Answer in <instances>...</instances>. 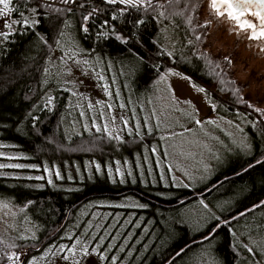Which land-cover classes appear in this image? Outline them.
Masks as SVG:
<instances>
[{
    "label": "trees",
    "instance_id": "16d2710c",
    "mask_svg": "<svg viewBox=\"0 0 264 264\" xmlns=\"http://www.w3.org/2000/svg\"><path fill=\"white\" fill-rule=\"evenodd\" d=\"M205 1L181 0L180 4H169L168 0H154L157 2L155 10L146 7L137 10L119 3L110 4L106 0H74L68 4L61 0H12L13 30L0 42V201L14 208L16 228L27 225L33 234L19 236L15 232L10 244L0 241V264H30L47 249L63 247L66 250L76 240L89 243V249L94 248L96 240L90 241L79 235L83 227H88L87 222L92 217L94 224L96 217L104 214H93L103 209L99 204L107 205L113 199L132 197L147 206L149 213L145 214L144 221L153 217L156 226V207L162 209V214L176 211L210 195L224 183L248 189L241 202L252 199L251 202H240L239 208L213 220L197 234H188L187 229L177 227L175 232L171 229L166 235L168 229H162V240L152 244L149 251L142 250L141 244L145 241L136 246L132 245L133 241L128 242L119 257L120 260L124 258L133 247L126 264H175L197 246L212 242L219 262L241 264L238 253L244 251V246L237 242V236L229 226L264 209V205L220 226L209 240L198 241L219 223L264 199L262 129L250 132L253 154L242 156L241 166L235 164L236 169H228L223 176L218 175L197 189L171 186L166 189L164 185L152 184L154 181L149 177L142 178L139 175L142 170L136 167L137 157L134 158L137 152L141 155L144 147L149 151L147 147L153 141L154 132H145L142 127L139 131L128 127L119 136L92 127L89 131L84 130L88 126L82 128L83 125H79L85 115L78 116L70 110V92L61 85L53 70L58 57L85 61L92 73L105 81L106 85L100 89L114 91L116 101L120 100L116 97L118 91L127 97L133 94L127 92L150 89L166 68L174 66L170 54L161 45V26L165 24L168 29L178 30L184 38L192 33L201 34L206 27L201 26L205 23L199 24V12ZM159 3L165 4V8H160ZM162 11L169 15L161 16ZM173 11L184 12V15H170ZM86 16L87 20L84 19ZM125 64L129 66V73L124 72ZM190 71L207 92L210 86L213 87L214 91L210 92L213 97L220 98L219 93L227 91L230 100L225 104L230 110L246 113L243 110L245 103L238 97L240 89L231 88L232 79L218 72L213 61L199 60ZM130 83L132 89L127 88ZM50 97L52 107L46 109L44 105ZM131 104L124 99L125 107L120 101L118 107L131 113ZM107 108L117 110L111 104ZM132 118V114L128 115V124H133ZM81 130L83 132H78ZM249 165L253 166L249 168ZM130 166L133 170L129 169ZM166 180L169 182L168 178ZM159 187L170 192L159 193ZM228 194L231 191L225 192ZM85 208H88L86 212ZM262 217L264 227V215ZM141 229L138 228L133 236L137 237ZM130 230L128 226L106 253V262L116 255ZM234 230L238 233L237 229ZM107 243L108 240L99 254L102 249H107ZM256 250L246 251L252 260L249 253H256ZM140 253L141 257L138 256ZM9 256L13 259L9 260ZM259 259L260 264H264Z\"/></svg>",
    "mask_w": 264,
    "mask_h": 264
},
{
    "label": "rangeland",
    "instance_id": "374dc122",
    "mask_svg": "<svg viewBox=\"0 0 264 264\" xmlns=\"http://www.w3.org/2000/svg\"><path fill=\"white\" fill-rule=\"evenodd\" d=\"M208 4L209 0H206L199 12V24L207 22L201 34L192 33L190 37L184 38L178 30L168 29L165 24L161 26V45L170 54L174 66L166 68L150 89L127 92L133 93L127 97L124 92L118 91L116 97L120 99L122 107H125L124 99L132 103L131 113L118 107L119 101L114 99V91L100 89L106 83L92 73L89 63L80 59L68 61L65 57H58L53 65L59 82L70 92V110L78 116L85 115L83 123L79 125H83L82 128L88 126L84 130L89 131L92 127L94 130L112 131L119 136L128 127L138 131L142 127L145 132H154L153 141L147 147L149 151L144 147L141 155L137 152L134 158L137 157L136 167L142 170L139 173L142 178L149 177L150 181H154L152 184L164 185L166 189L170 186L194 189L203 187L218 175L223 176L228 169H236L235 164L241 166L242 156L250 157L253 154L252 143L249 142L245 126L241 123L246 119L236 116L235 113H239V110H230L225 104L230 97L227 91L220 92V98H215L210 94L214 91L212 86L207 92V88L193 77L190 70L195 68V63L199 60L213 61L218 72H223L225 78L232 79L231 88L240 89L238 97L245 103L243 110L246 113H242L247 114L264 131V51L261 50L264 48V39L249 40L250 30L241 31L226 20L222 21V18L210 15ZM9 7L11 8L10 5ZM13 23L12 11L6 16H0V33H10ZM6 24L11 27H6ZM199 35L201 41L196 39ZM4 39L0 35V42ZM127 65H124V72L129 73ZM127 88H133L131 83ZM231 97L234 98L233 95ZM110 104L117 110L108 109ZM44 106L51 109V97ZM131 114L133 124H128V115ZM73 126L78 128L75 122ZM129 169L133 170V167L130 166ZM121 173L119 169V174ZM129 173L133 176L132 172ZM159 189V193L163 191L160 187ZM226 191H231V194L225 195ZM246 191L248 189L224 183L210 195L176 211L162 214V209L156 207V226V219L153 217L144 221L145 214L149 213L148 208L132 197L113 199L107 205L97 203L103 209L93 214L99 215L102 212L105 216H97L94 224L92 217L87 222L88 227H83L79 235L90 241L96 240L94 248L89 249V243L76 240L66 250L63 247L47 249L39 258L32 259L30 264H103L104 261L105 264H113V260L115 264H126L134 248L121 260L119 256L128 242L133 241L132 245L136 246L145 241L141 244L142 250L149 251L152 244L162 240V229H168L164 233L166 235L171 229L175 232L177 227L187 229L188 234L192 235L202 232L213 220L239 208ZM251 200L246 199L241 203L248 204ZM5 204L0 201V241L10 244L15 232L19 236L32 235L33 231L27 225L16 228L15 210ZM87 209H84L85 212ZM263 215L264 209H261L229 226L230 231L237 236V242L244 246V251L238 253L241 264H260L259 258L264 261V227L261 223ZM128 226L131 230L123 239L116 255L106 262V253L119 241ZM140 227L142 229L139 235L134 237ZM106 240L107 249H102L99 254ZM213 248L212 242L201 244L175 264H222L215 256ZM253 248H257L256 253L251 251L249 254H252L254 260L246 253ZM138 256L141 257L142 254Z\"/></svg>",
    "mask_w": 264,
    "mask_h": 264
},
{
    "label": "snow or ice",
    "instance_id": "6c2138e0",
    "mask_svg": "<svg viewBox=\"0 0 264 264\" xmlns=\"http://www.w3.org/2000/svg\"><path fill=\"white\" fill-rule=\"evenodd\" d=\"M61 2L68 4L74 2V0H61ZM106 2L110 4L119 3L127 7L137 8V10L142 7L152 8L153 10H155L157 7L158 0L157 2H154V0H106ZM11 3L12 0H0V5L3 6L2 8H0V16H6L9 14V12L12 11V9L9 7ZM168 3L180 4L181 0H168ZM159 7L165 8V4L159 3ZM208 7L210 9V15L222 18V21L226 20L230 24L239 27L241 31L250 30L248 35L249 40L264 39V0H209ZM32 11L36 12V9H32ZM159 14L165 17L169 15L166 11H162ZM21 15L24 14L21 13ZM170 15L183 16L184 12L173 11L172 13H170ZM246 17H254L255 20ZM84 19L87 20L88 17L86 16ZM113 19H115V17H113ZM36 22L38 23V21ZM25 24H27L26 17ZM5 26L9 28L11 27V25L8 24H6ZM201 26L206 27L207 22ZM85 31H87V29H85ZM0 35H3L5 38H7L9 33H0ZM120 38L121 37H117V39ZM196 39L201 40V36H197ZM261 50L264 51V48H262ZM201 91H203V89H201ZM116 139H119V137H116ZM257 163H260V161H257ZM252 166L253 165H249V168ZM0 167H2V165H0ZM247 170L248 169H243V171ZM117 172L119 173V169H117ZM217 227H219V225H217ZM213 231H215V229H213ZM211 237L212 232L205 236L204 239L209 240ZM177 255H180V253H177ZM8 259L12 260L13 257L9 256ZM113 264H115L114 260Z\"/></svg>",
    "mask_w": 264,
    "mask_h": 264
},
{
    "label": "water",
    "instance_id": "95a60500",
    "mask_svg": "<svg viewBox=\"0 0 264 264\" xmlns=\"http://www.w3.org/2000/svg\"><path fill=\"white\" fill-rule=\"evenodd\" d=\"M246 18H249V19L255 20L254 17H246ZM261 161H262V160H261ZM261 161H260V162H261ZM255 164H257V163H255ZM262 205H264V199H262L261 201H259V202L256 203V204H254L253 206L247 208V209L244 210L243 212H241V213H239V214H237V215L231 217L230 219H228V220H226V221H224V222L219 223L218 225H219V227H220V226L225 225V224H227V223H230V222H232V221H234V220H237L238 218H241L242 216H244V215H246V214H248V213H250V212H252V211H254V210H256V209H258V208L261 207ZM219 227H217V225H216V227L214 228L215 231L212 230V234L215 233ZM203 240H205V239H202V240H200V241H198V242H201V241H203ZM179 253H180V252H179ZM176 256H177V255H176Z\"/></svg>",
    "mask_w": 264,
    "mask_h": 264
},
{
    "label": "crops",
    "instance_id": "0c3cea01",
    "mask_svg": "<svg viewBox=\"0 0 264 264\" xmlns=\"http://www.w3.org/2000/svg\"><path fill=\"white\" fill-rule=\"evenodd\" d=\"M236 116L242 118V119H246V121H242V125L245 126L244 130H245V133L247 135V138L249 140V142H251L250 140V132L251 131H260V128L259 126L255 123L254 120L250 119L247 114L244 115L242 112H239V113H235ZM241 115V116H239ZM262 134L264 135V132L262 130Z\"/></svg>",
    "mask_w": 264,
    "mask_h": 264
}]
</instances>
